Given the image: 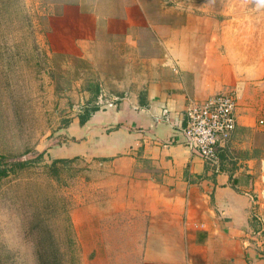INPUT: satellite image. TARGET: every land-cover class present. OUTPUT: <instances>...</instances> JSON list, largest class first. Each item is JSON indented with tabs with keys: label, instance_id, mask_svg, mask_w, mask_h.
I'll return each mask as SVG.
<instances>
[{
	"label": "crops",
	"instance_id": "crops-1",
	"mask_svg": "<svg viewBox=\"0 0 264 264\" xmlns=\"http://www.w3.org/2000/svg\"><path fill=\"white\" fill-rule=\"evenodd\" d=\"M236 1L51 5L53 57L95 69L101 90L118 98L80 126L91 95L79 90L77 120L52 157L80 158L89 168V203L73 212L82 213L89 255L109 258L119 246L136 248L131 264H264V220L250 193L264 157V30L249 27L263 16L254 15L256 0H243L242 12ZM228 91L236 127L210 164L186 144L185 110L189 100Z\"/></svg>",
	"mask_w": 264,
	"mask_h": 264
},
{
	"label": "rangeland",
	"instance_id": "rangeland-1",
	"mask_svg": "<svg viewBox=\"0 0 264 264\" xmlns=\"http://www.w3.org/2000/svg\"><path fill=\"white\" fill-rule=\"evenodd\" d=\"M70 1L75 0H0V156L29 160L43 155L0 181V264H39V248L61 264H131L136 259L134 247H113L108 258L105 251L89 255L91 248L83 245V216L73 212L89 203L87 163L77 158L57 164V176L49 169L55 147L65 143L66 129L81 110L79 90L99 78L88 65L51 53L46 26L51 5ZM235 4L244 10L243 0ZM254 5V15L263 17L249 27L264 30V3ZM237 26L244 29V23ZM251 178L250 193L264 220V157ZM123 219L116 218L119 227Z\"/></svg>",
	"mask_w": 264,
	"mask_h": 264
},
{
	"label": "built area",
	"instance_id": "built-area-1",
	"mask_svg": "<svg viewBox=\"0 0 264 264\" xmlns=\"http://www.w3.org/2000/svg\"><path fill=\"white\" fill-rule=\"evenodd\" d=\"M118 98L103 90L97 97L100 109L113 108ZM236 95L233 91L221 92L204 100H189L185 110L187 124L184 129L187 146L210 164L218 162L220 153L230 142L236 127ZM259 125H264V103Z\"/></svg>",
	"mask_w": 264,
	"mask_h": 264
},
{
	"label": "trees",
	"instance_id": "trees-1",
	"mask_svg": "<svg viewBox=\"0 0 264 264\" xmlns=\"http://www.w3.org/2000/svg\"><path fill=\"white\" fill-rule=\"evenodd\" d=\"M100 86L95 82H89L86 88V91L91 95V101L89 102V107L83 110V113L79 115V125L83 126L88 120L90 114L96 112L98 107L95 106L92 102L97 99L100 93ZM97 102V101H96ZM42 153H38L37 156L33 159L29 160H21V157H1L0 156V181L9 177L11 174H14L16 169H25L30 164H34L42 159ZM72 162V159H56L53 160L49 169L53 176H57V164H69ZM38 263L39 264H61L59 261H54L51 257H49L48 250L39 248L38 250Z\"/></svg>",
	"mask_w": 264,
	"mask_h": 264
}]
</instances>
